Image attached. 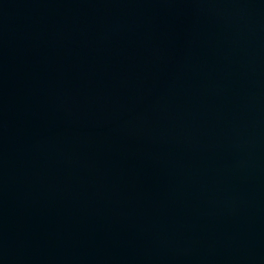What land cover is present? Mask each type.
I'll return each instance as SVG.
<instances>
[{"label":"water","instance_id":"water-1","mask_svg":"<svg viewBox=\"0 0 264 264\" xmlns=\"http://www.w3.org/2000/svg\"><path fill=\"white\" fill-rule=\"evenodd\" d=\"M0 264H264V0H0Z\"/></svg>","mask_w":264,"mask_h":264}]
</instances>
